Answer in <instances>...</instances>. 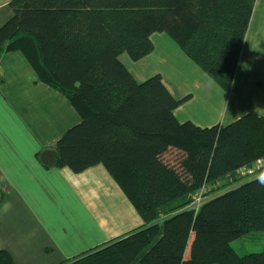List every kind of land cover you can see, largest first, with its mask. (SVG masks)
<instances>
[{
	"label": "trees",
	"instance_id": "obj_1",
	"mask_svg": "<svg viewBox=\"0 0 264 264\" xmlns=\"http://www.w3.org/2000/svg\"><path fill=\"white\" fill-rule=\"evenodd\" d=\"M256 0H11L0 57L21 51L41 82L64 94L82 121L47 168L102 164L145 226L62 264H264L232 241L264 231V116L223 126L180 122L161 74L139 82L122 62L154 50L165 32L217 85L232 88ZM247 174L242 175L240 170ZM207 199L192 209L195 195ZM0 264H15L0 250Z\"/></svg>",
	"mask_w": 264,
	"mask_h": 264
},
{
	"label": "crops",
	"instance_id": "obj_2",
	"mask_svg": "<svg viewBox=\"0 0 264 264\" xmlns=\"http://www.w3.org/2000/svg\"><path fill=\"white\" fill-rule=\"evenodd\" d=\"M10 1L0 0V27L13 16ZM153 38L154 34L152 53L138 61L122 59L123 55L121 60L137 81L161 74L176 98L191 95L175 110L180 122L226 126L248 113L264 116V0H256L229 92L222 93L198 65L189 63L191 78L181 80L177 96L172 79L152 65L157 50ZM206 85L217 95L204 106L214 111L212 116L206 119L209 111L199 116L182 111L195 99L190 91L205 90ZM81 121L64 94L38 79L21 51L1 55L0 250L7 251L15 264H62L145 226L102 164L75 173L68 167H44L38 160L39 152L55 148Z\"/></svg>",
	"mask_w": 264,
	"mask_h": 264
},
{
	"label": "rangeland",
	"instance_id": "obj_3",
	"mask_svg": "<svg viewBox=\"0 0 264 264\" xmlns=\"http://www.w3.org/2000/svg\"><path fill=\"white\" fill-rule=\"evenodd\" d=\"M153 39L157 44V50L153 55L154 58L151 59L152 65L153 67L157 66L159 70H162V72L166 74L167 77L172 79V82H174L173 88L175 90V94L179 96L180 91L178 90L180 89V87H183V83L181 82V80H184L185 78L188 80L189 78H191L190 74L188 75V73L191 72L189 63L193 64L194 62H192L191 59L185 56L179 45L165 32L155 33ZM122 55V59L127 58L129 61H132L127 53H124ZM183 56L186 58L184 59ZM193 65H195V63ZM175 72L177 73L175 74ZM179 74L181 76L183 75L184 77L180 78L181 76H179ZM149 76L151 75H147L146 78H148ZM209 79L216 88L222 91V93L225 92L217 85V83L212 78L209 77ZM197 81H200L199 77H197ZM190 92H193L195 94V99L189 104H184L181 109L185 113L195 114L196 116L204 113L206 111V108H208L204 107L206 100L213 101L217 97V95H215V92L207 87V85L205 87V90H201L199 88V90L192 89V91ZM207 111L209 110L207 109ZM210 111L206 114V119L210 118L212 116V112H214L213 110L211 112ZM181 116L183 118L184 114H181ZM244 173L247 174V171H244ZM206 199V192L201 191L200 193L195 195L191 208L198 209L199 205L202 204ZM231 245L240 255L254 252H264V231H252L232 241Z\"/></svg>",
	"mask_w": 264,
	"mask_h": 264
}]
</instances>
